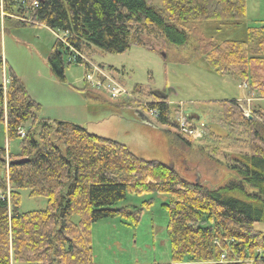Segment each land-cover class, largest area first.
<instances>
[{
  "label": "trees",
  "instance_id": "obj_1",
  "mask_svg": "<svg viewBox=\"0 0 264 264\" xmlns=\"http://www.w3.org/2000/svg\"><path fill=\"white\" fill-rule=\"evenodd\" d=\"M159 3L156 8L146 0H2L0 11L6 24L39 25L63 34L47 61L62 81L65 55L82 62L87 72L86 61L77 55L85 46L118 55L132 46L154 50V43L174 54L177 63L187 64L192 57L181 49L189 41L188 25L238 27L246 16V0ZM258 24L245 27V40L195 38L193 52L211 72L232 77L245 85L248 96L263 102L249 107L251 119L245 118L239 101L218 102L220 122L229 135H244L231 137L244 150L218 153L231 178L216 188L189 183L172 166L140 159L124 145L78 125L38 120V104L10 71L8 86L0 85V123L7 140L19 138L20 144L17 153L0 148V264H92L90 226L126 216L112 207L127 194L143 193L169 197L163 204L167 264H264V233L254 229L255 223L264 225V23ZM170 92L151 91L153 100L144 106L130 100L126 105L154 111L157 125L189 145L192 140L178 132ZM27 122L30 127L24 130ZM20 189H28L32 198H45L46 208L21 213Z\"/></svg>",
  "mask_w": 264,
  "mask_h": 264
},
{
  "label": "rangeland",
  "instance_id": "obj_2",
  "mask_svg": "<svg viewBox=\"0 0 264 264\" xmlns=\"http://www.w3.org/2000/svg\"><path fill=\"white\" fill-rule=\"evenodd\" d=\"M146 1L160 7L159 0ZM259 21L264 23V0H246L242 26L202 22L188 25L189 41L181 49L183 55L192 57L187 64L177 63L172 53L165 52L163 59L160 47L154 43L151 44L159 47L157 50L132 46L118 55L85 46L77 55L97 67L102 66L101 71L111 86L117 85L126 93H119L112 99L105 89L91 88L85 82L84 65L74 62L73 56H64L63 81L51 72L47 61L57 38L63 36L61 32L39 25L6 24L0 11V85L4 89L8 86L11 71L38 104V120L78 125L91 135L124 145L140 159L172 166L189 183L216 188L231 178L226 159L218 153L244 150L241 142L231 139L244 135L238 131L229 135V130L220 122L218 102L239 101L243 115L248 119H251L249 107L263 106V102L248 96L247 90L232 77L211 72L201 55L193 52L195 38L245 40V27L259 25ZM135 87L141 90L135 93ZM168 90H171L168 101L172 111L177 110L173 116L190 118L193 124L204 126L199 137L190 138V146L181 143L164 126L157 125L154 117L141 105H126L130 100L144 106L153 100L149 92ZM29 127V122L24 124V130ZM210 134L215 137H208ZM19 144V138L7 140L5 124L0 123V148L17 153ZM19 194L21 213L46 208V199L30 197L28 189H20ZM168 199L167 195L156 193L127 194L123 201L114 205L112 208L121 209L127 215L119 214L90 226L92 264L170 263L168 214L163 207ZM72 221L77 223L78 217L73 216ZM254 229L264 233L263 224L255 223Z\"/></svg>",
  "mask_w": 264,
  "mask_h": 264
},
{
  "label": "built area",
  "instance_id": "obj_3",
  "mask_svg": "<svg viewBox=\"0 0 264 264\" xmlns=\"http://www.w3.org/2000/svg\"><path fill=\"white\" fill-rule=\"evenodd\" d=\"M33 7H36L37 4L34 2L32 4ZM2 8V0H0V9ZM86 61L85 63L87 64V72L85 73L84 79L85 82L89 83V86L94 89H100L103 88L107 91L108 95L112 99H116L118 94H126L124 91H122L119 87L116 86H111V84L106 80V76L102 73V69L93 65L90 61ZM245 87V85H243ZM149 114L151 116H155L154 111H150ZM177 127L178 131L182 134L185 135L186 137L189 138H196L199 137L202 130L201 128L203 127L202 124L198 125H193L188 123V121L184 118H177ZM19 136H23V132H19Z\"/></svg>",
  "mask_w": 264,
  "mask_h": 264
},
{
  "label": "water",
  "instance_id": "obj_4",
  "mask_svg": "<svg viewBox=\"0 0 264 264\" xmlns=\"http://www.w3.org/2000/svg\"><path fill=\"white\" fill-rule=\"evenodd\" d=\"M153 49L154 50H157V48L156 47H153ZM160 55H161V57L163 58V59H165L166 58V54H165V51L164 50H160ZM146 120V119H145ZM146 122L148 123V124H150V122L149 121H147L146 120Z\"/></svg>",
  "mask_w": 264,
  "mask_h": 264
},
{
  "label": "crops",
  "instance_id": "obj_5",
  "mask_svg": "<svg viewBox=\"0 0 264 264\" xmlns=\"http://www.w3.org/2000/svg\"><path fill=\"white\" fill-rule=\"evenodd\" d=\"M260 22V21H259ZM145 120V119H144ZM146 121V120H145Z\"/></svg>",
  "mask_w": 264,
  "mask_h": 264
},
{
  "label": "bare ground",
  "instance_id": "obj_6",
  "mask_svg": "<svg viewBox=\"0 0 264 264\" xmlns=\"http://www.w3.org/2000/svg\"><path fill=\"white\" fill-rule=\"evenodd\" d=\"M82 60V59H81ZM104 92V91H103Z\"/></svg>",
  "mask_w": 264,
  "mask_h": 264
}]
</instances>
